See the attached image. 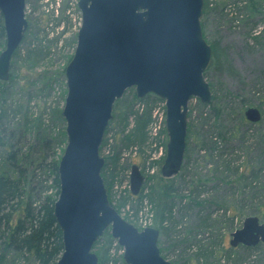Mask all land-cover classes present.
<instances>
[{"label": "water", "instance_id": "obj_1", "mask_svg": "<svg viewBox=\"0 0 264 264\" xmlns=\"http://www.w3.org/2000/svg\"><path fill=\"white\" fill-rule=\"evenodd\" d=\"M27 0H0L6 44L0 53V80L10 79L11 61L28 30ZM204 0H79L82 24L65 70L63 108L67 143L59 162L60 193L55 216L64 251L56 264H99L93 251L110 229L124 249L126 264H172L159 247L160 230L138 229L112 206L102 171L100 148L116 102L134 88L139 98L153 94L166 102L167 154L161 173L177 175L187 150L189 102L213 99L205 73L213 49L204 37ZM246 119L262 112L250 106ZM146 177L133 165L130 189L138 196ZM264 244V223L248 216L231 233L233 248Z\"/></svg>", "mask_w": 264, "mask_h": 264}, {"label": "rangeland", "instance_id": "obj_2", "mask_svg": "<svg viewBox=\"0 0 264 264\" xmlns=\"http://www.w3.org/2000/svg\"><path fill=\"white\" fill-rule=\"evenodd\" d=\"M78 1L27 0L28 30L19 47L20 56L25 58L28 49L37 45L39 47L40 44L45 47L46 52L36 64H24L20 59L14 62L15 54L11 61L10 78L13 83L8 86L10 97H19L24 104L31 101L34 113L37 115L44 113L43 119L54 134L61 129L66 130L67 125L63 116L67 95L65 70L75 52L82 24ZM251 1L253 3L250 0H231L232 5L224 11V16L219 17L214 10L205 16L203 10L201 18L205 39L210 45L218 44L220 51L225 52L228 59L227 62L222 59L214 62L212 58L205 78L212 86L214 101L219 105L220 112L218 117H213L211 123L216 126V131L212 135L213 141L217 142L221 158L232 161L231 172L223 173L222 169L215 168L213 165L215 160L207 159L205 151L201 149L204 144L202 139L207 140L212 132H208L210 127L206 125L207 119L202 118L199 104H204L199 98L190 100L191 115L190 117L188 115V124L191 122L193 136H196L197 140L192 137L182 170L171 178H166L161 173L169 140L164 119L166 102L163 99L160 98V101L153 104L152 121L148 127L146 142L135 143L128 148L125 146L134 137L137 124L134 116H129L126 121L123 111L120 113L117 111L106 135L101 152L105 162L108 163V159L116 156L117 151L121 152V162L118 163V171L114 176L112 167L115 166L110 164L106 170L109 174L107 178L105 177L109 183V189L107 188L109 199L121 216L130 220L138 229L142 230L145 226L155 227V203L151 202L150 197H154L153 190L156 186L173 182L174 190L179 193L178 196L185 195L186 203L191 200L190 194L195 195L194 192L201 193L202 199L207 200L208 205L205 208L212 216L213 221L209 222L213 224L214 230L196 233L199 241L205 242V245L201 243L200 245L188 238L189 236L185 237L189 240L183 242L178 239V234L184 230L188 229L191 232L197 230L193 227L199 223L196 217L198 209L191 211L194 217L188 220L178 218L176 214L175 219L179 220L177 229L169 227L168 231L160 230L159 247L172 264H234L228 257V251L234 249L230 245L231 233L242 228L245 218L253 215L251 212H257L261 206V199L264 200V192L257 191L254 184V188L250 183L244 182L239 186L232 176L236 174L237 166L239 174L247 171V164L250 161L264 169V0ZM250 4L255 7L253 12L248 8ZM237 15L239 18L233 19ZM2 51L3 49H0V53ZM45 70L48 72L46 77L40 78V74ZM63 73L65 77L62 78ZM133 95H137L136 90L129 89L118 104V110L129 104L134 111L144 112L148 102L134 101ZM243 106V113L250 106L257 107L262 112V120L257 124H252L245 118V121H242L240 113ZM209 111L205 109V112ZM230 133H236L237 136L231 138ZM222 135H226L225 141ZM66 143L67 137L63 144H57L60 157L64 153ZM133 165L139 166L146 177L145 186L138 195L140 196L138 200L132 199L136 196L132 195L130 189ZM261 180L264 183V176L260 177ZM259 217L264 222V218ZM203 218L204 215L201 219ZM110 234L111 231L108 229L105 232L106 240ZM106 240L99 248L107 250L108 257L111 258L109 264H122L124 249L118 243H113L111 247L108 246L109 250L106 247ZM177 241L180 243L179 246ZM198 246L208 249L207 260L198 261L199 253L196 251ZM243 247L237 248L238 252L234 258L243 259L245 264L254 261L257 264H264V244L252 248L251 252H247Z\"/></svg>", "mask_w": 264, "mask_h": 264}, {"label": "trees", "instance_id": "obj_3", "mask_svg": "<svg viewBox=\"0 0 264 264\" xmlns=\"http://www.w3.org/2000/svg\"><path fill=\"white\" fill-rule=\"evenodd\" d=\"M230 1L217 0L214 2L213 0H204V15L206 16L209 14V11L211 13L214 10L217 11L219 17L224 16V11L232 5ZM250 2L253 3L251 0ZM219 8L220 12H218ZM248 8L253 12L255 7H252L250 4ZM238 18L239 16L237 15L233 19L237 20ZM5 44L6 33L3 17L0 13V49H4ZM37 46L28 49L25 58L20 56L21 49L18 48L15 53L14 62L18 61V59L22 60L24 64L29 63L31 65L40 62L41 57L45 55L46 49L41 44L39 47ZM211 47L213 49L214 62L216 60L220 61V59L224 60V62L228 61L226 53L220 51L218 44H212ZM47 73V70L42 72L40 78H45ZM63 77H65L64 73L62 75ZM11 80V78L5 82L0 80V92H2L0 94V264H56L64 251L62 231L55 216V202L60 193L58 170L61 158L58 155L57 144L60 145L66 141V130L61 129L57 134H54L50 126L43 119L44 113L41 112L38 115L34 113L31 101L25 102L24 104L19 97L11 98L9 95L10 90L8 89L9 84L11 85L13 83ZM123 97L114 106L113 118L110 125L113 123L115 114L118 112H125L124 119L126 121H128L129 116L136 118L137 126L134 131V137L125 145L128 148L132 144L144 143L148 140V127L152 121V107L155 101H160V98L148 94L144 98L139 99L137 95H133L134 101L141 103L148 102L147 109L139 113L134 111L129 104L118 110L117 106ZM151 98L153 99L151 100ZM214 99L215 96H213L212 102L208 106L199 104L202 110V118L204 120L207 119L208 123L206 125L210 127L208 132H212L211 136L208 135L207 137V140H209L208 143L210 144H207L205 138L202 139L204 144L201 149L205 151L204 153L207 159L215 160L213 164L215 168L222 169L223 173H229L231 172L232 161L221 158L222 155L217 150V142L213 141L212 135L216 131V126L211 124L212 119L213 117H218L220 114L218 111L219 105L215 103ZM205 109H209L210 111L205 112ZM243 109L244 106L241 109V113H239L240 117H242L241 120L245 121L246 118ZM108 130L109 127L107 128L104 141L101 145L100 153L103 152V145L106 142ZM230 136L233 138L237 135L236 133H230ZM192 137L197 140V137L193 136L192 124L189 122L185 159L189 153V144ZM225 137L226 135H222L224 141L226 140ZM196 140L194 141L196 142ZM219 159H222L221 162H218ZM108 161V163L107 161L105 162L102 176L106 188L109 189V183L106 180L109 174L106 173V170L109 169L108 165L110 164L115 166L114 168L112 167V176H114L118 171L117 165L121 162V152L117 151L116 156L114 155ZM252 162H248L247 171L241 174L238 173L237 166L236 174L232 176L234 177V182L239 184V186L242 182L250 183L252 187L254 184V187L258 189L257 191L262 193L264 192V183L262 182L263 179L260 181V177L264 176V169ZM161 178L159 179L163 180ZM246 188L243 187V189ZM153 192L154 197L150 198L151 202L155 203V228L161 231H168L170 230L169 227L177 229L179 220L175 219L176 214L178 218L188 220L194 217L191 215V211L198 209L196 217L199 223L193 227L197 230L194 232L188 229L184 230L178 234V239L183 242L184 240H189L185 238L189 236L188 238H191L193 241L205 245V242L199 241L197 238L198 234L196 235V233L213 231L214 226L209 222L213 221L212 216L205 208L208 202L206 199H202L201 193L194 192L195 195L190 194L191 200L186 203L185 195L178 196L179 193L174 190L173 182L171 184L165 183L156 186ZM139 198L140 196L132 197L133 200H138ZM260 204V209L257 212H251L253 214L251 216L259 215L264 218V200L261 199ZM202 215H204L203 220L201 219ZM105 237L106 235L104 234L93 248V251L99 257V264H109L111 261V258L108 257L107 250L99 248L100 244L106 240ZM179 241H177V246L180 245ZM113 243H116V241L110 234L106 240V247L108 248L109 245L111 247ZM237 248L228 251L229 260L234 261V264H245L246 262H243V259L237 260L239 258H234L238 252ZM243 248L247 252L253 251L252 248ZM196 251L199 253L197 255L199 262L200 259H208V249L202 246V248H197ZM162 255L165 257L164 254ZM122 264L126 263L123 261ZM247 264L257 263L254 261L253 263Z\"/></svg>", "mask_w": 264, "mask_h": 264}, {"label": "built area", "instance_id": "obj_4", "mask_svg": "<svg viewBox=\"0 0 264 264\" xmlns=\"http://www.w3.org/2000/svg\"><path fill=\"white\" fill-rule=\"evenodd\" d=\"M165 120H166V118H164ZM160 126H161V123H160ZM159 128H161V127H159ZM157 130V129H156ZM145 224H147V223H145ZM146 227V226H145Z\"/></svg>", "mask_w": 264, "mask_h": 264}]
</instances>
